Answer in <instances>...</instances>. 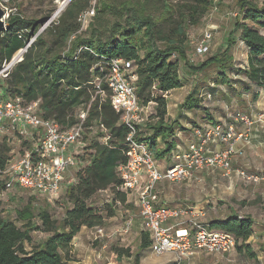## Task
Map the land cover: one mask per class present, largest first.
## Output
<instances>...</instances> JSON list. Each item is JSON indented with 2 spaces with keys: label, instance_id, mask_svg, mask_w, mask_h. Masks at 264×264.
Segmentation results:
<instances>
[{
  "label": "trees",
  "instance_id": "obj_1",
  "mask_svg": "<svg viewBox=\"0 0 264 264\" xmlns=\"http://www.w3.org/2000/svg\"><path fill=\"white\" fill-rule=\"evenodd\" d=\"M91 1L72 0L60 18L38 36L5 81V97H21L26 103L39 101L42 115L59 123L64 130L78 122L80 108H89L88 123L105 125L111 134L110 145L101 144L99 134L84 154L82 159L89 164L78 172L77 184L66 192L72 207L67 208L61 221L53 220L46 210L34 214L32 201L17 212L21 227L0 214V264H70L75 261L71 258L72 243L81 230L103 228L106 220L115 216L114 210L92 208L89 201L98 193L111 190L116 202H129L127 194L118 189L123 184L119 168L128 163L126 139L131 129L120 125L121 116L111 105L112 93L104 81L113 59L133 62L140 104L155 106L152 119L156 122L149 125L152 135L147 142L157 159L166 157L176 147L175 141L170 140L175 130L167 120V95L183 87L180 61L187 63L189 28L200 25L215 0H98L95 15L87 30L81 32L79 19L91 9ZM239 5L235 29L241 32L240 40L248 48L249 68L245 75L257 100L259 90L264 88V35L260 32L264 29V0L261 3L241 0ZM45 19L27 20L20 12L10 15L0 38V70L3 62L9 63L26 46ZM175 56L180 61L173 59ZM231 60L227 49L189 69L193 73L213 65L222 69ZM97 79L101 80L104 98L97 90ZM200 104L198 91L185 100L189 110ZM158 140L165 145L161 151L157 148ZM10 152L5 142L0 143V170L6 168ZM3 189L5 184H0V192ZM36 217L40 224L34 222ZM253 225L251 217L231 216L214 221L209 227L233 235L238 252L245 250L255 259L256 255L246 245L253 236ZM34 232L48 237L34 244ZM141 240L142 249L150 247L147 232H142ZM115 254L120 261L131 257V250L122 248Z\"/></svg>",
  "mask_w": 264,
  "mask_h": 264
},
{
  "label": "built area",
  "instance_id": "obj_2",
  "mask_svg": "<svg viewBox=\"0 0 264 264\" xmlns=\"http://www.w3.org/2000/svg\"><path fill=\"white\" fill-rule=\"evenodd\" d=\"M12 1L0 0V6L5 10L4 6ZM94 15L95 9L91 8L80 16L79 21L84 22ZM46 28L33 34L26 46L3 66L0 70L2 80L8 78L13 67L23 61L24 55ZM74 38L75 36L71 39ZM212 39V33L205 34L197 47L196 56H205L210 51ZM137 80L133 62L123 59H113L104 77L112 93L111 105L121 116L120 125L131 129L126 139L128 163L119 168L123 184L118 190L127 194L128 201L132 195L137 196L143 228L149 234L154 254H172L175 264H183L185 260L200 253H232L237 246L233 235L210 229L209 225L196 218L198 214L193 209L187 211L158 206L157 187L165 180L180 183L204 170H219L229 181L240 180L245 184L264 183V173L252 174L233 167V159L238 152L237 144L241 140L250 143V131L255 121L247 114L236 113L230 115L232 120L228 118L229 123L206 122L196 127L193 139L185 147H175L168 158L172 165L167 167L166 171H161L156 154L149 143L138 138L141 126L145 123L142 113L147 107L140 104ZM95 84L99 93L105 96L101 89V80L97 79ZM201 96L209 101L213 99L207 94ZM89 110L80 108L77 114L78 122L74 127L64 130L59 123L42 115L39 101L26 103L21 97L8 98L0 91V137L17 139L22 147L18 157L11 156L6 168L0 170V175L6 180L5 189L19 187L45 196L55 195L62 189L69 170H76L77 176L78 172L89 164L82 158L99 134H102L98 139L100 143L109 146L110 131L103 124H89ZM241 125L244 127L243 132L238 130ZM95 129L101 133L92 138L86 136L87 131L91 133ZM84 137L88 138L87 145L82 143ZM186 216L190 217L187 222L184 220ZM172 221L175 223L171 224ZM132 226L133 217H130L125 222V233ZM95 230L96 239L104 236V228Z\"/></svg>",
  "mask_w": 264,
  "mask_h": 264
},
{
  "label": "rangeland",
  "instance_id": "obj_3",
  "mask_svg": "<svg viewBox=\"0 0 264 264\" xmlns=\"http://www.w3.org/2000/svg\"><path fill=\"white\" fill-rule=\"evenodd\" d=\"M97 1L98 0L91 1V8L95 9V13L98 5ZM240 1L241 0L214 1L212 9L208 15L205 16L200 25L189 28L187 63L180 61L178 56L173 58L179 60L181 63L180 77L183 83L181 89H176L167 95V101L169 104L167 120L169 124L173 123L172 125L174 126L176 134H179L180 131H182L184 134L186 133L190 136L192 132L194 133V129L199 126V124H202L203 121L219 119V113L224 114V117H226V113H232L231 115L244 113L251 118L250 109L251 104L256 100V93L254 87H248V84L250 83L244 75L243 66L246 65L244 49L243 52L239 49L234 51V54L236 53L235 59L237 61H233V64L231 63L232 66L234 65L232 70L229 64V70L224 69V74L222 73V69L215 65L209 66L204 71L197 73H193L189 69V66L191 65H201L203 62L216 55L219 50L223 49L222 43H224L225 36L227 34L229 35L231 28H233L236 23V15L239 13ZM251 1L257 3L262 2V0ZM60 2L64 1L13 0L10 4L4 6L6 7L4 19L7 23L11 14L20 12L27 20L35 19L41 22L46 18L42 23V25H44L40 30L44 27L46 28V25L48 28L52 23H55L67 9L66 5H64L63 9L60 10ZM91 19L92 18L88 17L86 21H84L85 23L82 20L81 32L87 30ZM206 33H212L213 35V42L209 49L210 51L205 56H196L197 47L204 39ZM222 52L223 50H221L220 53ZM5 64L3 62L2 66ZM0 79V87H2L0 88V91L2 95L5 96L7 95V90L5 88V81L7 78L2 80V77H0ZM226 79H229L230 82H227ZM212 83H215L216 86L212 87ZM214 89H217V91L215 95H212L213 93L210 91ZM194 91H198L201 104L197 109L189 110L185 107V100L189 94ZM202 94L210 95L214 97V100L209 102L208 100L205 101L206 99L204 96H201ZM104 97L105 96H103V98ZM225 105H228L229 109H226L224 107ZM153 115H155L153 105L145 108L142 113V118L145 120V123L141 126L140 138L145 141H147L152 135V130L149 128V125H153L156 122V119H152ZM173 118L178 119V122H175ZM228 118L231 119L232 117L229 116L223 120L220 119L217 122L229 123ZM192 120H194L195 123L190 127L188 124H190ZM252 120H254L253 115ZM193 127L195 128L193 129ZM238 130L243 132V125L239 126ZM98 133L101 132L95 129L91 133L87 131L86 136L92 138L93 136H97ZM179 136H181V140L184 141L188 135L185 136L179 134ZM87 139L88 138L84 137L82 143L86 144ZM172 139L173 137L170 138L171 141ZM192 139L193 134L191 140ZM2 142H5L11 149V156L18 157V152L22 150V147L17 139L1 136L0 143ZM244 143L245 140L238 142L240 147H242V144ZM157 146L158 151H161L164 149L165 145L163 141L158 140ZM252 147L246 148L244 155L234 157L233 167L246 168V171L252 174L264 173V159H257L259 157L255 155L254 148ZM260 150L264 154V149L261 148ZM168 158L169 155L157 159L161 171H166L167 167L170 165V160H168ZM259 161H261V163L258 165L257 163ZM222 175V172L219 170H204L196 172L192 178L180 183L165 180L169 183L160 184L158 186L160 190H164L168 195H175L177 200L182 201V198L186 199L184 202L186 205L182 206L184 207L183 209L187 211L191 210L192 207L197 209L196 212L199 214L196 218H198L203 224H209L206 219L208 221L211 219L213 215L211 216L210 213L219 211V215H227L230 209L232 210L233 208L234 212L239 211L240 215L243 217L254 218L257 223L255 231L259 236V240L256 241L257 243L254 241V245L258 244L254 249L258 252L260 259H252L246 254H239L238 259L235 262L236 264H264V183L245 184L240 180L229 181L222 177ZM76 182V170H69L62 189L55 195L45 196L19 187H15L11 190H8L7 188L3 189L0 192V214L3 218L11 220L15 222L17 226L21 227L22 223L17 220V212L26 206L28 202L32 201L34 214L38 215L41 211L46 210L50 213L53 220L61 221L67 208L72 207L66 199V192L70 186L77 184ZM0 184H6V180L2 175H0ZM137 203L136 195H132L130 201L126 204L116 202L115 194L111 190L102 191L94 196L89 201V205L92 208L107 211L108 209H112L115 211V216L106 220L103 227L105 228L104 236L99 239H96V230H89L88 228V231L85 229L84 232L86 233L83 236L87 238V241L85 245H81L80 248L82 250L89 249L90 253L94 252L93 250L99 249V251L102 250L108 255L113 253L115 256V251L122 248H127L136 252L141 250V229L138 224L141 220V213ZM173 205L176 206V204ZM198 205H201V207ZM130 217H133V226L127 233H125V222L130 219ZM189 219V216L184 217L186 222ZM34 222L37 224L41 223L38 217L34 219ZM32 236L34 244H39L45 241L48 237L47 234L41 232H34ZM27 248L30 250L31 246L27 245ZM71 258L76 261L78 260L73 254H71ZM89 260L92 261V256Z\"/></svg>",
  "mask_w": 264,
  "mask_h": 264
},
{
  "label": "crops",
  "instance_id": "obj_4",
  "mask_svg": "<svg viewBox=\"0 0 264 264\" xmlns=\"http://www.w3.org/2000/svg\"><path fill=\"white\" fill-rule=\"evenodd\" d=\"M237 18V17H236ZM260 32L264 35V29H260ZM240 34L241 32L235 29V25L233 28H231V31L229 32V35L227 34L225 36L224 39V43L223 44V52L227 49H229V56L232 58V60L230 61V66H231V70L233 69L234 65L232 66L231 63L233 64V61H237L235 59V55L234 51H236L237 49H239L241 52H243L244 49V55H245V63L246 65H244V75H245V71L249 68V63H248V48L245 45L244 42H242L240 40ZM237 43V44H236ZM222 47V46H221ZM221 50H219V52L217 54H219L221 52ZM216 54V55H217ZM229 64L227 67L222 68V73L224 74L223 71L227 70L229 68ZM225 69V70H224ZM229 70V69H228ZM245 78L249 81V79L247 78V76L245 75ZM227 82H230L229 79H226ZM250 83V81H249ZM251 83L248 84V87H250ZM212 87H215V83L211 84ZM218 88V87H217ZM181 89V88H180ZM175 91V90H173ZM171 91V92H173ZM217 89L211 90L210 92H212V95L216 94ZM214 98V97H213ZM168 99V97H167ZM207 101L208 99L205 98ZM214 99H212L211 101H213ZM237 100V99H236ZM209 102V100H208ZM233 105V104H232ZM169 106V104H168ZM149 107V106H148ZM147 107V108H148ZM154 107V111H155V106ZM226 109H229L228 105L224 106ZM250 115L252 118L253 115V119L255 121L254 126L252 127L251 130V134H250V143H244L242 144V147L239 146V144L237 145L238 148V152L235 155L236 156H242L245 154V149L246 148H254V153L255 155H257L259 158L257 159H264V154L261 152V148L264 149V88L259 90V95H258V99L254 100V102L251 104V109H250ZM232 113H226V117H224L222 113H219L220 118L217 120H212V121H203L202 124H199V126L204 125L206 122H217L218 120H223L227 117H229ZM244 114V113H243ZM173 120H175V122H178V119L173 118ZM177 120V121H176ZM195 123L194 120H192L190 122V127H192V124ZM173 124V123H172ZM171 124V125H172ZM178 124V123H177ZM197 126V127H199ZM181 128V126H180ZM195 127H193L194 129ZM179 134L182 135H188L186 136V139L184 141L181 140V136H179ZM179 134H176V131L174 133V135L172 136L173 139L172 141H175L176 147L177 146H181V147H185L187 146V144L190 142L191 138H192V134L193 132L190 134H184V132L180 131ZM264 162V161H263ZM261 163V161H259L257 164L259 165ZM172 165V161H170V165ZM168 166V167H169ZM241 169H245L246 168H242ZM223 177V175H222ZM238 181V180H237ZM169 182L166 181H162L160 184H167ZM157 191L159 194V203L158 206L162 207H169V208H174V207H182L185 206L186 203H184L186 201V199L182 198L181 200H177L176 196H170L167 194V192H165L164 190H160L159 186L157 187ZM173 204H176V206H174ZM193 206V205H192ZM199 207H201V205H198ZM198 207V208H199ZM182 208H178V209H183ZM191 209V208H190ZM192 209L195 211V213L199 214L198 212H196L197 209H195L194 207H192ZM204 215V214H203ZM210 215L212 216L211 219H209V221L206 219V221L209 223L207 225H210L212 222L214 221H223L226 220L228 217L231 216H241L239 211H235L234 212V208L228 212L227 215H219V211H214L212 213H210ZM243 217V216H241ZM252 218V217H251ZM254 225H253V236L246 242L247 246H250L251 250L254 252V254L256 255L255 259H260V256L258 254V252L254 249L255 247H257L256 245H254L255 243H257L256 241L259 240V236L257 234V232L255 231L256 227H257V223L256 220H254V218H252ZM175 223L174 221L170 222ZM139 227L141 229V238H142V232L144 231L143 228V221L142 218L139 221ZM88 228H83L81 230V232L75 237L73 243H72V249H71V254L75 255L78 260L71 262L70 264H175V257L172 254H165L162 256H158L156 254L153 253V251L151 250V246L149 248L146 249H142L138 250V252L132 250L131 251V257H123L120 261H118L117 257L112 253L111 255H108L106 253H104L102 250L99 251V249L93 250L94 252L90 253L89 249H85L82 250L80 247L81 245H85L86 243V239L83 235H85L86 232H84V230ZM105 229V228H104ZM89 230H95V229H89ZM88 230V231H89ZM255 241V243H254ZM142 242V240H141ZM142 245V243H141ZM106 247V246H104ZM78 250V251H77ZM247 255L246 251L243 250V252H238V250L233 251L230 254H226V255H211V254H207V253H200L197 256L187 259L184 261V264H236V260L238 259V255ZM92 256V261L89 260V258ZM136 256H139L138 260L135 259Z\"/></svg>",
  "mask_w": 264,
  "mask_h": 264
},
{
  "label": "water",
  "instance_id": "obj_5",
  "mask_svg": "<svg viewBox=\"0 0 264 264\" xmlns=\"http://www.w3.org/2000/svg\"><path fill=\"white\" fill-rule=\"evenodd\" d=\"M71 1L72 0H64V2H68L67 7ZM5 14H6L5 10L2 8V6H0V38L7 28V23L4 19Z\"/></svg>",
  "mask_w": 264,
  "mask_h": 264
},
{
  "label": "bare ground",
  "instance_id": "obj_6",
  "mask_svg": "<svg viewBox=\"0 0 264 264\" xmlns=\"http://www.w3.org/2000/svg\"><path fill=\"white\" fill-rule=\"evenodd\" d=\"M67 4H68V2H60V10L63 9V6H64V5H66V7H67ZM66 7H65V8H66Z\"/></svg>",
  "mask_w": 264,
  "mask_h": 264
}]
</instances>
